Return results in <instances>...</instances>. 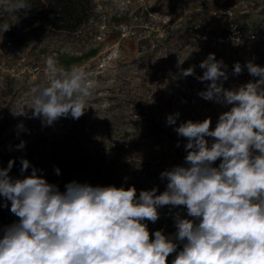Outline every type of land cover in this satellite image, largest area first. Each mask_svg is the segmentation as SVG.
I'll use <instances>...</instances> for the list:
<instances>
[{
  "label": "rangeland",
  "instance_id": "374dc122",
  "mask_svg": "<svg viewBox=\"0 0 264 264\" xmlns=\"http://www.w3.org/2000/svg\"><path fill=\"white\" fill-rule=\"evenodd\" d=\"M93 15L74 34L50 36L41 30L24 31L15 40L0 34V168L15 164L9 175L21 176L20 158L27 159L49 183L61 192L69 182L141 190H166L160 174L176 166L170 162L179 143L181 166L187 155V140L166 134L187 120L211 119L214 130L220 114L231 105H221L198 95L209 82L195 76L182 77L181 69L195 66L214 53L228 66V89L254 81L246 67L232 75L233 66L248 61L264 67V0H93ZM237 25L243 32L233 37ZM251 34L255 37L251 38ZM233 37V38H232ZM70 70L83 68L95 81L89 107L78 120L61 117L48 126L40 118L17 115L31 104L34 87L48 84L45 60ZM179 65V67H178ZM179 113L175 125L168 115ZM24 125V130L17 126ZM25 141V148L16 146ZM209 145L213 138L206 137ZM175 141V142H174ZM218 159L213 166L219 165ZM149 163L150 165H145ZM30 167L24 176L31 174ZM60 169L57 175L55 169ZM149 170L148 172L143 171ZM0 197V205L4 203ZM8 207H0V238L3 230L18 222ZM160 218L145 221L150 234L175 233L173 214L187 218L186 208L163 206ZM154 239V236H152ZM182 245L177 249V252ZM177 253L170 254L168 264Z\"/></svg>",
  "mask_w": 264,
  "mask_h": 264
},
{
  "label": "clouds",
  "instance_id": "9594fccd",
  "mask_svg": "<svg viewBox=\"0 0 264 264\" xmlns=\"http://www.w3.org/2000/svg\"><path fill=\"white\" fill-rule=\"evenodd\" d=\"M3 11H31L29 0H3ZM12 25L0 23V31ZM254 38V37H253ZM48 84L34 87L30 106L17 115L40 118L52 125L61 117L78 120L89 107L95 81L77 66L65 70L49 56L45 60ZM179 67V65H178ZM195 74V66L181 69L182 77L195 76L209 82L198 95L227 106L214 130L211 119L187 120L174 131L186 138L185 166L161 172L166 190L92 186L69 182L61 192L30 162L20 158L21 176L9 175L15 160L0 168V197L18 217L0 238V264H264V67L237 62L232 75L246 67L258 78L228 89L227 65L210 53ZM179 113L168 115L175 125ZM24 130L21 123L17 126ZM206 137L213 138L209 145ZM25 141L16 147L25 148ZM179 146V143L177 144ZM220 160L218 167L213 166ZM32 167L31 174L24 173ZM57 175L60 169L56 168ZM186 208L187 218L173 214L175 233L150 234L145 221L155 223L159 208ZM154 236V239L152 238ZM182 248L177 252V249Z\"/></svg>",
  "mask_w": 264,
  "mask_h": 264
},
{
  "label": "trees",
  "instance_id": "16d2710c",
  "mask_svg": "<svg viewBox=\"0 0 264 264\" xmlns=\"http://www.w3.org/2000/svg\"><path fill=\"white\" fill-rule=\"evenodd\" d=\"M32 6L30 12L25 15L24 10H21L15 15L3 11V0H0V23H8L11 26L10 30L3 33L2 37H11L21 40L25 37L24 31L41 30L42 33L50 36H64L75 34L79 28L86 25L93 15L94 3L93 0H29ZM166 134V139L171 142L175 139L177 133L169 131ZM186 139V138H184ZM174 141V142H175ZM174 150V158L170 160L172 164L181 166L182 151L177 144L170 146ZM145 165H150L145 163ZM146 174L149 170H143ZM58 186V184L56 183Z\"/></svg>",
  "mask_w": 264,
  "mask_h": 264
},
{
  "label": "built area",
  "instance_id": "2783aa9c",
  "mask_svg": "<svg viewBox=\"0 0 264 264\" xmlns=\"http://www.w3.org/2000/svg\"><path fill=\"white\" fill-rule=\"evenodd\" d=\"M232 33H233V37L236 38L237 40H239V37L243 36L242 30L240 28H238V26L236 24L233 26ZM250 37L253 38V37H255V35L251 34Z\"/></svg>",
  "mask_w": 264,
  "mask_h": 264
}]
</instances>
